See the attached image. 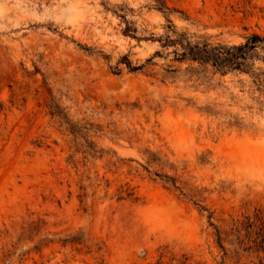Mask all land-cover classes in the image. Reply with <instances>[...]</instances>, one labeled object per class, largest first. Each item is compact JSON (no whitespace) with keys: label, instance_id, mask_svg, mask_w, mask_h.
Masks as SVG:
<instances>
[{"label":"rangeland","instance_id":"obj_1","mask_svg":"<svg viewBox=\"0 0 264 264\" xmlns=\"http://www.w3.org/2000/svg\"><path fill=\"white\" fill-rule=\"evenodd\" d=\"M163 1L196 41L264 34V0ZM157 3L0 0V264H258L228 243L224 262L215 226L264 214V93L177 60Z\"/></svg>","mask_w":264,"mask_h":264},{"label":"trees","instance_id":"obj_2","mask_svg":"<svg viewBox=\"0 0 264 264\" xmlns=\"http://www.w3.org/2000/svg\"><path fill=\"white\" fill-rule=\"evenodd\" d=\"M155 7L165 15L167 20L166 33L161 35L158 40L164 49L171 46L175 48L174 53L177 60L196 62L204 67L211 66L215 72L222 75H248L251 78L252 85L259 92L264 93V34L254 32L246 36L245 41L239 44L213 43L208 39L196 41L193 40V35L187 31H180L174 23L172 14L178 10L170 7L163 0H158ZM131 24V22H128L125 30L126 34L137 33V30ZM161 54L160 51H157L155 56H161ZM151 60L148 59L147 62ZM125 62L130 71H139L144 67V65L133 64L128 55L125 56ZM116 71H119V69L116 68ZM35 74V72L31 73V75ZM49 109L50 114L57 118L62 126L78 139V135L83 132V127L69 119L65 109L54 99ZM86 143L88 144L78 142L77 151L85 154H98L101 152L97 149L95 143L88 138H86ZM164 178L165 184H169L185 198L193 201L199 210L206 214L210 224L215 226L214 211H211L206 204L207 197L202 192L187 189V186L183 185L176 177L166 175ZM215 227L217 229L218 244L223 251L224 262L229 258V249L226 245L228 243L234 246L237 252L247 253L248 256H256L258 264H264V214L256 212L253 216L235 219L231 227L225 231L217 228V226ZM235 250L234 252H236ZM254 263L256 264V262Z\"/></svg>","mask_w":264,"mask_h":264}]
</instances>
